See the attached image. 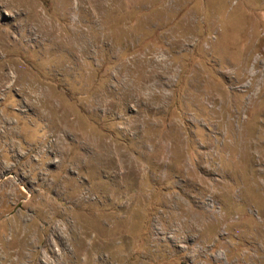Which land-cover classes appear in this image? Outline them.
Here are the masks:
<instances>
[{
    "label": "rangeland",
    "instance_id": "obj_1",
    "mask_svg": "<svg viewBox=\"0 0 264 264\" xmlns=\"http://www.w3.org/2000/svg\"><path fill=\"white\" fill-rule=\"evenodd\" d=\"M0 264H264V0H0Z\"/></svg>",
    "mask_w": 264,
    "mask_h": 264
}]
</instances>
